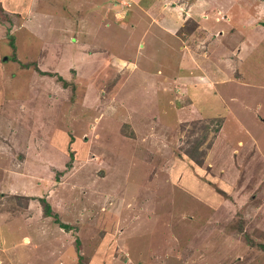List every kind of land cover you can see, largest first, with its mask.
I'll return each instance as SVG.
<instances>
[{
    "label": "rangeland",
    "instance_id": "374dc122",
    "mask_svg": "<svg viewBox=\"0 0 264 264\" xmlns=\"http://www.w3.org/2000/svg\"><path fill=\"white\" fill-rule=\"evenodd\" d=\"M262 22L0 0V264H264Z\"/></svg>",
    "mask_w": 264,
    "mask_h": 264
},
{
    "label": "trees",
    "instance_id": "16d2710c",
    "mask_svg": "<svg viewBox=\"0 0 264 264\" xmlns=\"http://www.w3.org/2000/svg\"><path fill=\"white\" fill-rule=\"evenodd\" d=\"M261 24L264 25V22H262ZM12 40H14L13 37H12ZM12 42H13V43H12ZM10 44H11L12 48H15V45H14L15 42H14V41H11ZM62 83H63V85H65V84H66V81L64 80V81H62ZM41 201H42V203H43V206H42V207H43V213H44L46 216H51V215H53L55 223L59 224V226L62 227V228H66V227H68L67 224L62 223V222L58 219L57 214H53V213H52L51 206H50V204H49L47 201H45V199H41ZM77 250H78V248H77Z\"/></svg>",
    "mask_w": 264,
    "mask_h": 264
},
{
    "label": "bare ground",
    "instance_id": "6f19581e",
    "mask_svg": "<svg viewBox=\"0 0 264 264\" xmlns=\"http://www.w3.org/2000/svg\"><path fill=\"white\" fill-rule=\"evenodd\" d=\"M26 242H27V240H26Z\"/></svg>",
    "mask_w": 264,
    "mask_h": 264
}]
</instances>
